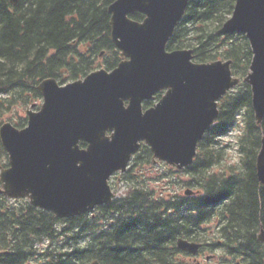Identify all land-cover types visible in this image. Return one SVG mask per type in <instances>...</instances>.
Returning <instances> with one entry per match:
<instances>
[{
  "label": "trees",
  "instance_id": "obj_1",
  "mask_svg": "<svg viewBox=\"0 0 264 264\" xmlns=\"http://www.w3.org/2000/svg\"><path fill=\"white\" fill-rule=\"evenodd\" d=\"M115 1L18 0L13 6L0 0V108L37 105L43 79L66 84L100 68L114 69L121 57L111 40L108 7ZM234 5L235 0H189L167 43L169 51L192 49L195 62L230 60L232 75L240 79L219 101L218 118L198 144L192 165L176 171L161 164L166 171L152 180L145 173L155 167L152 154L142 145L127 171L117 174L127 185L125 194L68 219L0 193V264H179L176 258L185 253L177 249L178 238L206 250L220 246L242 264H264V244L257 239L264 232V184L256 174L264 116L258 124L250 87L242 81L252 52L243 34H216ZM13 124L23 128L27 120L19 117ZM237 127L238 161L226 166L220 141ZM0 166H7L1 147ZM158 180L155 190L151 182ZM187 188L193 195H183Z\"/></svg>",
  "mask_w": 264,
  "mask_h": 264
},
{
  "label": "water",
  "instance_id": "obj_2",
  "mask_svg": "<svg viewBox=\"0 0 264 264\" xmlns=\"http://www.w3.org/2000/svg\"><path fill=\"white\" fill-rule=\"evenodd\" d=\"M10 1L15 5L18 0ZM188 3L116 0L109 6L111 38L123 61L110 72L100 69L66 85L42 80L38 90L43 102L37 111L27 110V126L1 125L0 143L9 162L0 171L5 198H27L56 218H70L112 201L110 177L127 169L142 142L154 161L177 169L193 163L198 143L218 117V101L239 79L233 77L229 60L197 63L191 49L166 50ZM135 12L144 15L142 22L129 18ZM234 33L246 36L253 54L244 82L251 88L260 124L264 0L235 1L231 17L217 31ZM162 91L160 100L144 111L142 103ZM256 174L264 184V145ZM258 239L264 244L263 231ZM177 247L196 254L200 245L179 239Z\"/></svg>",
  "mask_w": 264,
  "mask_h": 264
},
{
  "label": "rangeland",
  "instance_id": "obj_3",
  "mask_svg": "<svg viewBox=\"0 0 264 264\" xmlns=\"http://www.w3.org/2000/svg\"><path fill=\"white\" fill-rule=\"evenodd\" d=\"M40 105H41V102L39 103V106ZM28 108H29V106L27 108H23L20 105H16L10 111L2 110L0 108V121L16 122V120L19 117L26 116V110ZM238 133H239V127H237L234 131L229 133V135L223 137L220 141V146H222L223 149L225 150L224 151V154H225L224 164L226 166L234 165L238 161V154H237L236 147H235L236 146V140H237L236 138L238 136ZM215 170L218 171L219 169H215ZM165 171H166V169L161 166V163H159V164H156V166L154 168L149 169L150 175H149L148 171H146L145 173L148 177L150 176V178H153L152 180H155L157 178H160L162 176L163 172H165ZM180 177L181 176H179L177 179H179ZM118 178H119V175H117L116 178L114 177L112 179V188L115 191V193L117 194V196L125 194V192L127 190L126 183L122 182ZM173 181L174 180L166 179V184H169V186H174L175 183ZM159 182H160L159 180H158V182H151V185L153 188H155V190H159L160 185H161V183H159ZM171 182H173V183H171ZM206 228H212V224L207 225ZM208 255H212V256L214 255V258L213 259L210 258V261H205L204 258H205V256H208ZM190 260H191L190 258H187L186 261L191 262ZM200 261L204 264H236V262L238 260L234 261V258L227 256L222 250L215 249L214 251H212L209 254L208 253L203 254L200 257ZM29 264H39V263L32 262Z\"/></svg>",
  "mask_w": 264,
  "mask_h": 264
},
{
  "label": "flooded vegetation",
  "instance_id": "obj_4",
  "mask_svg": "<svg viewBox=\"0 0 264 264\" xmlns=\"http://www.w3.org/2000/svg\"><path fill=\"white\" fill-rule=\"evenodd\" d=\"M200 257H201V255H198L197 257L195 256L193 258H190L191 259L190 260L191 262H189V261L186 262L185 260H182V262L184 264H204V263L200 262ZM212 258H214V256ZM186 260H187V258H186Z\"/></svg>",
  "mask_w": 264,
  "mask_h": 264
}]
</instances>
